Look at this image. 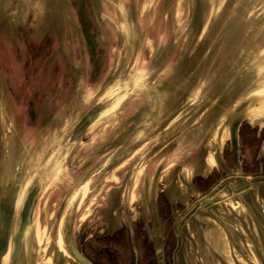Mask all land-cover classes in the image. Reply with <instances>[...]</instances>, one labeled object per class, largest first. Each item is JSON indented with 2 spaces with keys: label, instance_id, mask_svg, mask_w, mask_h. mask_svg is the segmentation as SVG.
<instances>
[{
  "label": "rangeland",
  "instance_id": "rangeland-1",
  "mask_svg": "<svg viewBox=\"0 0 264 264\" xmlns=\"http://www.w3.org/2000/svg\"><path fill=\"white\" fill-rule=\"evenodd\" d=\"M199 1L201 13L195 16L197 7L195 0H0V167L6 161V158H1V153L6 148L8 140L19 139L21 147L18 153L25 155L28 160L20 161L14 171L24 174V177L19 179L16 194L20 196V192L26 191L30 181H35L37 177L44 178L30 224L33 236L31 264H54L58 255L65 256L63 264H78L66 251L62 239L63 220L68 214H71L72 232L77 241L81 239L78 236L81 229L91 227L96 224L93 222L99 221L98 219H106L111 229L112 224H115L112 220L115 218L114 209L111 211L108 203L103 205V208L94 209L92 206L96 200H93L96 198L94 191H90L93 178L90 180L92 183L88 181L77 189L67 184L73 171L71 165L85 159L86 151L83 145L85 141L78 140L74 143L76 145L74 149L77 150L75 157L62 154L59 157L60 161L54 159L55 146L52 145L64 132H69L71 125L89 105L103 98L114 80L110 84L106 83L103 94L90 102L94 91L103 85L102 81L107 73L111 68H115L116 61L125 59V66L115 80L122 84L129 82L128 84L131 83L132 86L125 91L126 93L121 94L123 103L118 104L120 105L118 109L101 113L88 129L86 138L91 141L102 131L104 134L113 135L115 123L128 122L130 107L136 101L139 102L138 97L148 94L152 96L141 99L151 101L150 98L154 96L160 99L159 91L167 85L170 68L177 65L182 58L192 56L197 47L203 49L202 55L196 61H191L201 64V60L206 57L203 55L206 52L209 55V50L213 53L212 59H216L225 49L224 42L228 40L237 44L245 42V46L241 47L238 53L241 55L245 52L239 63L245 81L243 89L227 105L214 125L234 124L239 127V154L233 163L227 143L225 148L227 166L235 172L240 170L249 178L264 176V0ZM216 19L220 23L214 29L213 20ZM116 28L122 35L116 34ZM207 37L208 44L201 46ZM118 40L121 47L117 43ZM234 49H237V46H234ZM156 56L160 58L157 59ZM203 62L204 66L210 63L207 60ZM151 73L154 75L147 81V76ZM121 75L123 76L120 77ZM206 75L205 73L199 77L195 74V83L191 89L187 87L179 94H172V97L174 95L181 97V93L185 95H182L179 101L181 107L179 112L182 111L186 115L189 111L184 108L187 100L199 98L201 90L207 85L204 81ZM87 79L89 82L94 79L96 81L87 85ZM137 80L144 82L135 85ZM155 84H158L156 89L158 92L154 91L153 94L146 92L153 89ZM174 85L172 82L169 83V86ZM136 90H139L138 94H134ZM117 96L114 95V98ZM157 111L153 118L149 119L150 122L161 118L162 109L160 108V112ZM174 116H170L169 119L172 120ZM133 119L132 117L130 121ZM101 121L105 122L101 124ZM193 122L194 120L191 124ZM126 143L128 142H123V145ZM97 145L98 143H94L90 148L94 149ZM47 154L49 156H46ZM176 157L167 161L168 169L174 162L179 161ZM70 159L72 160L68 161ZM109 161L101 163L98 170L103 174V178H106L100 186L106 187L103 189L105 191L108 187L119 185L118 193L124 191L127 194L129 210L127 213L133 224V238L138 253L137 264H155L151 243L154 234L165 243V256L170 264L172 256L176 264H183L179 258L180 248L175 244V224L198 199L186 191L189 197L187 208L184 209V206L176 202H168L165 198L168 170L164 171L155 195L161 225L154 231L146 210L145 190L148 192L156 162L144 173L142 172L144 170L140 171L141 164L129 161V158H121V162L113 164ZM210 165L211 173L214 171L211 177L205 180L198 177L193 179V183L206 193L219 183L215 180L216 174L217 176L220 174L216 169H219L214 163ZM251 184L249 192L242 197L250 207L247 211L237 209L236 197L228 200L224 197L222 200H227L232 205V211H236L233 217L242 220L244 226L240 227L245 234L242 238L248 239L250 260L257 264L259 258L254 259L252 255L255 250L260 248L262 253L264 249L260 245L261 241L257 243L259 236L253 218L257 216L264 218V179L252 181ZM21 200L23 199H19V202ZM117 200L113 198L111 202ZM221 211L231 212L227 207H222ZM120 212L123 218L122 211ZM226 217L232 218V215L227 214ZM234 222L232 229L237 221ZM118 223L115 225L117 228L120 227L116 233H119L117 242L120 247L121 264H133L131 238L126 225L123 222L120 225ZM235 228L238 229V226ZM184 230L191 235L194 233L191 225H187ZM193 239L189 237L188 241L180 242V245L182 244V247L186 245V250L191 253L188 264H197L192 257L195 249ZM95 242L92 240L88 246L85 242L82 244L83 250L101 264H113L112 250L102 260L97 251L92 252L89 249L90 247L98 249ZM28 250L27 247V255L30 253ZM261 260V263H264L263 256Z\"/></svg>",
  "mask_w": 264,
  "mask_h": 264
},
{
  "label": "water",
  "instance_id": "water-1",
  "mask_svg": "<svg viewBox=\"0 0 264 264\" xmlns=\"http://www.w3.org/2000/svg\"><path fill=\"white\" fill-rule=\"evenodd\" d=\"M199 2H200L199 0H195V4L197 6L195 11V16H198L201 13L202 7L199 5ZM119 15L121 16V14ZM219 23H220L219 20L218 21L217 19L213 20L214 29H216L219 26L218 25ZM116 34L122 35V32H120V30H117ZM208 37L205 39L203 43H201L202 44L201 46H203V44L204 45L208 44L207 43V41L209 40ZM117 43L121 47V42H119V40L117 41ZM214 43L218 44L219 42H214ZM244 43L245 42L242 41L239 44H237V42L235 41L230 42L228 40L227 42H224L225 49H223V51L221 50L222 51L221 54L217 56L216 59H212L213 53H211V51L209 50V55H207V52L205 53V55H203L206 57H204L203 60H201V64H196L195 62L191 61V60L196 61L202 55L203 49L197 47L196 49H194L196 51L192 56L184 57L185 59L182 58L177 65H174L173 67L170 68L169 81L170 83L172 82L175 84L173 87H171V89L173 88L171 90V98L178 97V95H174V97H172L173 96L172 94H179L180 92H183L185 89H187V87L191 89L193 87V84L195 83L194 80V78H196L195 74H198L199 77L204 76L205 73L207 74L205 76L206 78H204L205 79L204 81H206L207 85L201 90L202 92L201 95L199 94L198 95L199 98L195 100L194 103L191 104V106L193 105L191 110L187 111V108H185L187 114L183 116L181 120L182 124L184 123L185 126H183V128L179 127L177 129H176L177 125L170 126L171 136H173V139H171V142L169 144L170 153L178 149L181 146L182 142H184L183 140L186 141L189 138H193L200 131L202 130L204 131L203 127H206V125L209 124L211 125L212 122L215 123L219 115L223 111H225L227 105H229L242 91L245 81L242 77L243 73L241 72L239 63L241 62V59H243L245 52H243L241 55L240 54L238 55V53H240L239 49L245 46ZM234 46H237V49H234ZM156 58L158 59L160 58V56L159 57L156 56ZM124 60L125 59H122L119 62L116 61L115 68H111L110 72L107 73L105 79H103L102 81L103 85L101 84L102 85L101 88L100 89L97 88L98 90L96 89L94 91V93L91 96L90 102H93L95 99L99 98L98 95H100V92L103 91V87L106 83L110 84L111 81L113 80L114 82L117 81L115 80V78L118 77V74L120 73L122 67L125 66ZM206 60L208 62L210 61V63L207 65L205 64L206 66H204L203 61ZM188 74H190L189 77ZM104 89H106V87ZM181 94L185 96L184 93ZM113 98H114V94L111 96L109 95L104 101H100L97 99V101L93 102V105H91V107L87 111L83 112L81 116H79L77 121L73 125H71L70 127L71 129L69 128L68 134H66V136L62 138V140L63 139L65 140H63V142L60 141L62 142V145L60 147V150H58L57 153L53 156L54 159L59 161L61 160V158L59 157L64 152L63 151L64 148H62L63 146H67L66 149H68V151L70 150L69 154L75 153V151H77L76 149H74L76 146L74 143H77L78 140L80 141V138L83 132L85 131V129L97 118L98 114L106 107L107 104L111 102ZM178 102L179 100L176 99L171 106H173L174 104L175 109H177L176 107L179 106ZM175 112L176 111H173V113ZM174 120L173 121L171 120V123L176 122L178 118ZM193 120L194 122L193 124H191ZM189 125H201L202 130L200 129L194 130L193 128L190 129ZM232 129H233L232 133L234 132V140L232 141V152H233V159L236 160L237 147H236L235 136H236L237 125L232 124ZM66 139L69 142H66L67 141ZM57 143L59 144V142ZM57 145L54 144L52 146L53 147L55 146L56 148ZM3 153L4 151H2L1 155ZM46 156H49V154H47ZM92 160L93 159L86 160L83 162L77 161L72 165L73 171L70 174L71 179H69L70 180L69 183L67 180L68 186L77 189L84 183V181L89 177L88 174L89 171H91L93 169L92 167L97 164L96 162L94 163ZM3 165L2 167H0V264H31L32 258L30 255L33 244L32 241L29 240L31 237L30 224L33 220V214H34L38 191L40 189L41 182L43 181L44 178L42 177L41 179L40 177H37L35 181H30L31 183L27 188V190L24 191L23 193L20 192V196H19L18 194H16L17 193L16 187L19 186V179L20 178L22 179L24 177V174L20 171H17L13 175L12 173L6 174L5 172H2V170H4ZM162 168H163V159L158 160L156 162L151 174L148 192L147 190H145V194H147L146 210H147L148 218L151 222L154 231H157L159 229V219L156 210L155 195H156V186H157L158 178ZM176 168H179V166H176ZM262 179H264V176H255L249 178L248 180L245 179L243 181L246 187L249 186L252 181H259ZM239 189L232 187L233 192H236ZM22 195L24 196L23 202L25 201L23 211H24V215L26 216V219L24 223L20 219L19 216L20 209L18 205L19 199L22 198ZM211 200L213 199L212 198L207 199L205 203L204 202L200 203V206L204 207L205 205L209 204ZM125 213H126V217L128 218L126 207H125ZM129 229L131 234L133 252L136 261V246H135V240L133 238L130 222H129ZM63 239H64L65 247L68 250L69 254L77 262H79L80 264H94L86 256L80 253L74 245L71 234V214H68L65 219ZM151 242L154 250L156 264H164L163 247H162L161 239L159 238V236L154 234L151 237ZM27 247L29 249L28 252H30V254L28 255L26 251Z\"/></svg>",
  "mask_w": 264,
  "mask_h": 264
},
{
  "label": "crops",
  "instance_id": "crops-1",
  "mask_svg": "<svg viewBox=\"0 0 264 264\" xmlns=\"http://www.w3.org/2000/svg\"><path fill=\"white\" fill-rule=\"evenodd\" d=\"M170 78V77H169ZM170 80V79H169ZM168 80V81H169ZM170 83V81H169ZM171 87L169 89V94L171 92ZM160 90L162 98L165 96ZM168 94V95H169ZM179 97L171 98L169 95V106H170V116L175 115L172 118L178 120L176 122L171 123L169 125V144L173 136H171V125H177L176 129L179 127L185 126L184 123L182 124L181 120L185 114L177 106L172 103ZM172 101V102H171ZM162 106V103L161 105ZM172 111V113H171ZM173 111H176L173 113ZM178 115V116H177ZM182 116V117H181ZM171 121V120H170ZM175 121V120H174ZM215 124V123H214ZM206 125L203 127L204 131L201 128V125H189V128H193L194 130H202L197 133L193 138H189L188 140H183L181 146L172 151L163 158L164 169L167 167V161H171L173 157L177 156L176 158L179 160L178 162H174L168 169L167 173V191L165 189V198H167L168 202H176L184 206V209L188 207L187 202L189 197L188 194L193 195L199 201H203L205 198L210 197L213 193V197L211 200L212 202L205 205L204 207L195 208L197 203L193 205V207H189L185 212L186 214L180 219V231L178 233V242H186L188 241L187 238L193 237L194 242V253H192V257L197 264H255L254 261H251L250 251L248 247V239L246 240L242 238L244 234V230L241 229L240 225L244 226L242 220L238 217L234 218L233 214H236V211H232V205L228 203V199L232 197H236L238 199L237 209L239 210H248V203H245L242 200V197L247 194L252 187L250 183L249 186L244 185L243 180H248L249 176L242 173L240 170L234 171L231 170L230 167L226 164L225 159V148L228 143V147L230 148L231 158L234 163L233 159V152H232V141L234 140V132L232 133V125ZM161 128V125H146L145 131H150L153 128ZM220 129V130H219ZM231 129V131H230ZM139 129V131H141ZM160 130V129H159ZM219 131V132H218ZM161 132V131H160ZM239 127L236 129V147H237V155L239 154ZM226 141V142H225ZM162 142L160 141L159 147L161 146ZM207 147V148H206ZM208 150V151H207ZM218 150V151H217ZM262 150V148H261ZM152 152H149L151 154ZM212 153V154H211ZM154 154V153H153ZM157 154H161V150L157 152ZM216 154V155H215ZM214 156V157H213ZM155 157L146 160L145 166H143V170H147L149 166L158 160ZM215 164L219 170L216 169L217 173L220 174L217 176L216 174V182H220L217 184L215 189L211 191V193H206L204 189L198 188L195 183H193V179L201 178L203 180L207 179L208 177L212 176L211 173L212 169L210 164ZM155 166V165H154ZM153 166V168H154ZM179 166V168H176ZM209 167V168H208ZM144 171V173H146ZM193 171V172H192ZM192 172V174H191ZM186 174V175H185ZM215 174V173H214ZM222 174V175H221ZM239 177V178H238ZM230 178V181H226V179ZM235 182V183H234ZM234 184V185H233ZM232 185V186H231ZM233 188L239 189L236 192L232 191ZM242 187V188H241ZM172 188V191L170 190ZM170 190V191H169ZM177 190V191H175ZM188 191V194L186 193ZM169 192V193H168ZM174 192V193H172ZM213 192V193H212ZM176 194V195H174ZM169 195V196H168ZM174 197V198H173ZM226 197L227 200H222ZM222 207H227V210H231L229 213L222 212ZM236 208V207H235ZM235 210V209H234ZM193 212V213H192ZM191 213V215H190ZM227 214L232 215V218L226 217ZM237 221L234 226H238V229L234 227V221ZM255 223V227H257V234H258V241L260 245L264 249V218L255 217L253 218ZM259 221H261L259 223ZM263 221V222H262ZM233 222V223H232ZM187 225H191L193 227V234L191 235L188 231H185ZM230 228V229H229ZM235 232V233H233ZM263 232V233H262ZM245 242V245H244ZM182 244L179 245L180 248V260L183 264H188V257H190L191 253L186 250L185 247H182ZM259 250H255V253L252 255L255 259L256 257L259 258L256 262L257 264H264L261 263V258H264V252L260 254ZM259 254V255H258Z\"/></svg>",
  "mask_w": 264,
  "mask_h": 264
},
{
  "label": "flooded vegetation",
  "instance_id": "flooded-vegetation-1",
  "mask_svg": "<svg viewBox=\"0 0 264 264\" xmlns=\"http://www.w3.org/2000/svg\"><path fill=\"white\" fill-rule=\"evenodd\" d=\"M153 75H154L153 73L149 74L147 76V81H149V79L151 77H153ZM122 76L123 75H121L120 77H122ZM96 80H98V78ZM96 80L94 79V80H91L89 82L87 79V85H90L91 83H93ZM168 80H169V78H168ZM141 82H144V80L136 81L135 85H137V83H141ZM130 86H132V85L130 84ZM157 87H158V84L157 85L155 84L153 86V89L147 90L146 92H149V94L150 93L153 94L154 91L158 92L159 90H156ZM169 89H170L169 81H167V85H165V90L162 91L163 93H165L164 97L157 99L158 96H154V97L150 98L151 101L143 100L141 98L151 97L152 95L147 94V95H142V96L138 97V99H140L139 102L136 101V103H134L130 107L128 122L126 121L122 124L115 123L114 125H116V128L113 130V135H109L110 133L104 134V131H102L95 137V139L93 141L86 138V134L88 132V129L93 125V123H95V120L99 117V115L101 113H103V111L105 110L106 107H108L109 105H112V109L110 108V112H113L116 109H118L120 107V105L123 103V102H121V97L118 95L116 97V99L113 98L111 100V102H110L111 104H107L106 107L98 114L97 118L85 129V131L83 132V134L80 138V142H81V140L85 141V142L87 141L86 143L83 142L84 151H86V154L84 156V158H85L84 161L93 159L92 161L94 163L95 162L97 163L95 166L92 167L93 169L91 171H89V173H88L89 177L82 184V185H84L86 182L90 181L93 178V184L91 185L90 191H94V195H96V198H93V200H95V199L96 200L94 201V203H92V206L94 209L97 207L103 208L102 206L103 205L105 206L108 203V206H110L111 211L114 209L115 218H113L112 220L115 222V224H117L119 222L118 225L122 224V222H123L124 225H126L127 233H128L130 238H131V234H130V229H129V222H130V225L132 228V233H133V224L131 223L130 215H128V218H127L126 213H125V207L127 208V212L129 211L128 210L127 194L124 191L123 192L120 191V193H118L117 189L120 188L119 185H117L116 187H108L107 190L103 191V189H105L106 187L102 188V186H100V185H102V181L104 182L106 180V178H103V174L99 173L98 170L101 167V163H105L107 160H110L109 162L110 163L112 162V164H113V163H116L117 161L121 162V158L122 159L129 158V161H133V162H136L138 164H141L140 171H142L143 166H145V164H146V160H149L150 158L153 159V157H155L156 160H161L164 158V156H166V154L169 153V125L171 122L169 119V117H170V106H169V95H168ZM138 91L139 90H136V92H134V94H138L139 93ZM101 94H103V92L102 93L100 92V95ZM111 95H113V94H110V96ZM181 97L178 98L179 101L182 99ZM106 98L107 97H103L99 100L104 101V100H106ZM191 98H192V96H191ZM194 101H195V99H193L192 101L190 99L187 100V102L185 103V106L188 107L187 110H191V108L193 106V105L191 106V104L194 103ZM119 103H120V105H118ZM161 103H162V106H160ZM113 106H115V107H113ZM185 106H184V108H186ZM160 108L163 111L161 118L159 117L158 120L150 122L149 119L153 118V116L158 112L157 110H159V112H160ZM105 112L106 111H104V113ZM132 117L134 119H133V121H130V119H132ZM104 122L105 121H103V122L101 121V124H103ZM213 124L214 123L212 122L211 125H213ZM146 125H161L162 127L159 128V126H158L156 129L153 128L152 130L146 132L145 131ZM141 128H142V130L139 131V129H141ZM101 135H103V136L100 137ZM57 139H59V138H57ZM63 140H65V139H63ZM63 140H61V138H60L58 141L56 140L55 144H58L57 142L62 143ZM60 141H62V142H60ZM160 141L162 142V144L159 147ZM66 142H69V141H66ZM123 142H128V143L123 145ZM94 143H98V145L95 146L94 149H91L92 147L90 148V146H92ZM159 150H161L160 155L157 154V152ZM149 152H152V153L149 154ZM75 156H76V153L69 154V157H71V158L75 157ZM71 160L72 159H70L68 161H71ZM112 164H110V165H112ZM134 169H135V167H134ZM167 170H168V168L166 167L164 169V164H163V168H162L161 173H160L159 178H158V182H157V186H156V192H157V187L161 183V177H162L161 175L164 171H167ZM144 171H142V172H144ZM90 183H92V182L90 181ZM113 184L115 185L116 183H113ZM216 186H217V184L215 185V187ZM215 187H213L209 191V193H211V191H213L215 189ZM213 194L210 195V197L207 196V198H205L203 201H199V199H198L197 200L198 203L195 202V203H193V205L197 203L195 208L201 207L200 203H202V202L205 203L207 199H210L213 197ZM23 195H22L21 199H23V197H24ZM113 198H114V200H115V198L118 200L111 202V200ZM211 202H209V203H211ZM24 203H25V201L23 202V200H21L18 204L19 209H20L19 210V216H20V219L23 223L25 222V219H26V216L24 215V211H23ZM193 205L191 207H193ZM120 211H122L123 218H121V216H120V213H121ZM185 214H186V212H184L182 214V216L177 220V223L175 224L176 225V228H175L176 233L174 235L176 236V243L175 244L177 246L180 245L178 242V240H179L178 233H179L180 228H181L179 222H180V219ZM190 215H191V213H190ZM93 220H95V219H93ZM98 220H99L98 222L97 221L93 222L96 224L92 225L91 226L92 228L91 227H89V228L83 227V229H81V232L78 233V236L81 237V239H79L78 241L75 240L76 237L73 235V232H72L73 224L71 221V234H72V239H73L75 247L77 248V250L80 253H82L84 256H86L94 264H101L97 260H94L93 258H91V256L85 250H83V247H82V244H84L85 242H86L85 243L86 245L87 244L89 245L92 242V240H95L96 241L95 243H97L98 249L96 250L95 248L90 247L89 249H91L92 252L97 251L98 255L101 256V259L103 260L104 257L106 256V254H108L110 252V250H112L113 254H114L113 255V259H114L113 264H121V256H119L120 255L119 254L120 247H119L118 242H117L118 241L117 235L119 233H116L118 231V228L120 229V227L117 228L115 224H112V226H111L112 229H111V228H109L110 226H109V223L106 219L101 218ZM63 222L64 223H63V229H62V239L64 237L65 220H63ZM160 225H161V223H159V226ZM63 241H64V239H63ZM110 243H112V244H110ZM164 244L165 243H163V262H164V264H170L169 259H167L165 256ZM66 251L68 252L67 249H66ZM68 254H69V252H68ZM137 256H138V253H137V249H136V261H135V255L133 252V264L134 263L137 264ZM70 257L75 262H77L71 255H70ZM64 258H65V256L58 255L57 260L55 261L54 264H63ZM77 263L80 264L79 262H77ZM155 264H156V260H155ZM171 264H176L175 260L173 259V256L171 258Z\"/></svg>",
  "mask_w": 264,
  "mask_h": 264
},
{
  "label": "bare ground",
  "instance_id": "bare-ground-1",
  "mask_svg": "<svg viewBox=\"0 0 264 264\" xmlns=\"http://www.w3.org/2000/svg\"><path fill=\"white\" fill-rule=\"evenodd\" d=\"M126 15V14H125ZM124 15V16H125ZM126 18V17H125ZM131 18H132V16H131ZM127 22V21H126ZM122 48H123V46H122ZM127 48H125V50H126ZM127 61V60H126ZM246 61V60H245ZM127 64H128V62H127ZM256 64H257V61H256ZM259 65V64H258ZM257 65V66H258ZM80 70V69H79ZM78 72V71H77ZM78 76V75H77ZM79 77V76H78ZM131 78V77H130ZM140 78V77H139ZM120 81V80H119ZM138 81V80H137ZM130 82H131V80H130ZM126 83H127V81H126ZM129 83V82H128ZM127 83V84H128ZM127 84H122V83H119V82H117V81H113V84H111V87L104 93V95H103V97H108L110 94H112L113 93V91L114 90H116L113 94L114 95H119L120 97H121V94L122 93H126L127 92V90H128V88L130 87V85L128 84V86H127ZM131 84V83H130ZM127 86V87H126ZM263 87V86H262ZM261 88V87H260ZM126 91V92H125ZM259 94V93H258ZM170 95V94H169ZM260 95H262V94H260ZM101 98V97H100ZM263 98H264V96H263ZM116 99V98H115ZM261 99V98H260ZM114 101V100H113ZM109 104H111V103H109ZM89 107H91V105H89ZM88 107V108H89ZM113 107H115V106H113ZM110 108L112 109V105H109L108 107H106L105 108V110L104 111H106V112H108V111H110ZM103 111V112H104ZM249 116V115H248ZM234 121V120H233ZM221 127H222V125H221ZM220 130V129H219ZM230 131H231V129H230ZM219 132V131H218ZM66 134H68V132H64L59 138H61V140H62V138H64L65 136H66ZM68 141V140H67ZM6 145V144H5ZM5 145L3 146V148H5ZM57 145V144H56ZM61 145H62V143H59L58 145H57V147L55 148V150H53V152H55L54 153V155L57 153V151L58 150H60V147H61ZM20 147H21V144H20V142L18 143V141H16V139H14V138H12L11 140H8V142H7V146H6V148L4 149V155L2 154L1 155V158H6V161L4 162V165H3V169L4 170H2V171H4L6 174L8 173V174H11L12 173V175H13V173H14V171H15V169H16V167H17V165L20 163V161H27L28 160V158L25 156V155H22V153L21 154H19L18 153V150L20 149ZM19 148V149H18ZM207 148V147H206ZM63 155L65 156H67L68 157V155H69V153H70V150L68 151L66 148L65 149H63ZM208 151V150H207ZM218 151V150H217ZM25 154V153H24ZM212 154V153H211ZM216 155V154H215ZM6 156V157H5ZM214 157V156H213ZM235 183V182H234ZM234 185V184H233ZM242 188V187H241ZM171 191H172V188L170 189ZM169 190V191H170ZM175 191H177V190H175ZM169 193V192H168ZM172 193H174V192H172ZM174 195H176V194H174ZM169 196V195H168ZM174 198V197H173ZM32 237L33 236H31L30 237V241H32ZM30 254V253H29ZM33 256V255H32ZM31 256V257H32ZM32 261V260H31ZM33 263V262H32Z\"/></svg>",
  "mask_w": 264,
  "mask_h": 264
}]
</instances>
